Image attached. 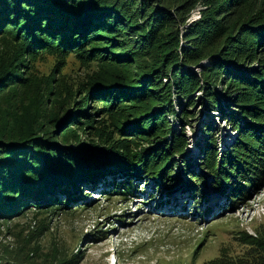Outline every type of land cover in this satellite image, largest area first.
I'll return each mask as SVG.
<instances>
[{
    "label": "trees",
    "instance_id": "16d2710c",
    "mask_svg": "<svg viewBox=\"0 0 264 264\" xmlns=\"http://www.w3.org/2000/svg\"><path fill=\"white\" fill-rule=\"evenodd\" d=\"M196 7L199 18L181 34L178 22L188 23ZM0 39L14 47L0 67L5 90L21 86L20 67L29 62L32 71L44 55L74 54L113 68L88 78L94 104L101 102L93 112L112 114L110 129L80 107L60 114L55 107L43 111L39 101L23 105L22 98L20 112L0 108V220L29 208L63 213L73 195L107 176L114 193L134 198L138 179L150 177L161 191L167 183L183 185L187 175L227 190L232 207L264 183V0H0ZM18 50L27 51L25 60ZM204 59L199 77L185 67ZM194 91L209 116L195 142L204 174L184 155ZM175 98L184 100L177 111ZM220 120L237 134L219 155ZM238 238L245 259L223 264H264V235ZM1 249L7 247L0 238ZM8 252L11 260L0 264H25L21 252Z\"/></svg>",
    "mask_w": 264,
    "mask_h": 264
},
{
    "label": "rangeland",
    "instance_id": "374dc122",
    "mask_svg": "<svg viewBox=\"0 0 264 264\" xmlns=\"http://www.w3.org/2000/svg\"><path fill=\"white\" fill-rule=\"evenodd\" d=\"M200 8L192 11L188 23L182 26L178 22L181 34L191 21L199 18ZM180 42V47H189L184 40ZM13 50L12 42L0 39V67L10 59ZM26 52L18 50L17 59H24ZM61 61L65 64L63 68ZM100 63L103 62L74 54L63 59L44 55L31 71L27 62V69L24 65L23 69L20 67L26 77L21 86L5 90V83L0 87V108L9 106L20 112L22 98L23 105L29 100L39 101L38 107L43 111L55 107L61 109L60 114L67 106L80 107L86 113L92 112L95 122H104L110 129L112 114L109 117L94 114V108L100 107L101 102L97 97L94 104L88 86L90 76L113 69L112 62ZM205 64L204 59L198 66L185 67L199 77L200 67ZM199 94L200 91H194L191 95L195 99L192 110L195 115L184 131L188 142L184 155L195 172L203 173L198 164L201 150L195 142L202 137V125L209 121V116L197 99ZM183 103L184 100L175 98V111ZM72 117L67 116L66 122L58 125L65 126ZM168 118L175 123L172 116ZM215 126L222 139L217 146L220 155L221 150L235 142L237 133L227 121L220 120ZM62 127L57 128L58 132ZM114 175L118 177V180L114 177L115 183H119L121 177ZM183 177L187 180L183 185L173 188L167 183L168 187L161 191L152 189L154 185L148 176L135 179L138 188L134 198L114 193L105 181L109 176L105 180L96 178V186H86L87 190L73 195L63 213L29 208L17 218L0 220V238L7 247L0 250V263L11 260L13 253L8 251L12 249L21 252L19 257L25 264H59L70 260L74 264H223L245 259L247 248L239 242L238 235H264V183L255 191L250 189L248 196L232 207L227 190L221 193L210 184L202 187V183L191 181L189 176ZM195 192L199 193V199L195 198Z\"/></svg>",
    "mask_w": 264,
    "mask_h": 264
}]
</instances>
